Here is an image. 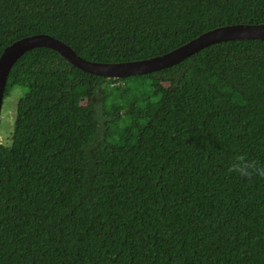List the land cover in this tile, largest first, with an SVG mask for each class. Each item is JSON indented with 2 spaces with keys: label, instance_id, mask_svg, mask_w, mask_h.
I'll return each mask as SVG.
<instances>
[{
  "label": "trees",
  "instance_id": "obj_1",
  "mask_svg": "<svg viewBox=\"0 0 264 264\" xmlns=\"http://www.w3.org/2000/svg\"><path fill=\"white\" fill-rule=\"evenodd\" d=\"M237 24H264V0H0V56L48 34L87 61L134 62ZM16 85L0 264H264V177L231 168L264 163V39L123 79L37 48L4 99Z\"/></svg>",
  "mask_w": 264,
  "mask_h": 264
},
{
  "label": "water",
  "instance_id": "obj_2",
  "mask_svg": "<svg viewBox=\"0 0 264 264\" xmlns=\"http://www.w3.org/2000/svg\"><path fill=\"white\" fill-rule=\"evenodd\" d=\"M263 39L264 24H237L208 31L162 56L134 62L99 63L87 61L78 56L69 45L48 34L25 37L5 48L0 56V118L8 77L12 68L24 54L33 49H51L59 53L69 64L84 73L107 79H123L171 68L199 53L201 50L215 44L230 41Z\"/></svg>",
  "mask_w": 264,
  "mask_h": 264
},
{
  "label": "rangeland",
  "instance_id": "obj_3",
  "mask_svg": "<svg viewBox=\"0 0 264 264\" xmlns=\"http://www.w3.org/2000/svg\"><path fill=\"white\" fill-rule=\"evenodd\" d=\"M27 92L28 88L26 87L17 85L12 86L10 88L9 96L4 99L0 118V140L4 144L10 145L12 143V133L16 121L17 105ZM96 103H98V101Z\"/></svg>",
  "mask_w": 264,
  "mask_h": 264
},
{
  "label": "clouds",
  "instance_id": "obj_4",
  "mask_svg": "<svg viewBox=\"0 0 264 264\" xmlns=\"http://www.w3.org/2000/svg\"><path fill=\"white\" fill-rule=\"evenodd\" d=\"M231 168L242 176L255 174L264 177V163L249 159L244 155L236 156L231 162Z\"/></svg>",
  "mask_w": 264,
  "mask_h": 264
}]
</instances>
